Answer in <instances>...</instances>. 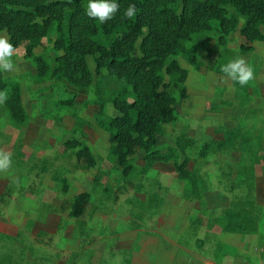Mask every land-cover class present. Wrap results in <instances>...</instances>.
<instances>
[{"label":"rangeland","instance_id":"1","mask_svg":"<svg viewBox=\"0 0 264 264\" xmlns=\"http://www.w3.org/2000/svg\"><path fill=\"white\" fill-rule=\"evenodd\" d=\"M242 21L224 42L214 26L193 33L185 44L198 64L182 51L166 59H175L185 76L181 81L178 72L163 71L176 118L162 123L157 147H173L178 161L186 157L195 185L189 193L171 159L148 165L136 148L125 173L110 153L101 122L119 113L112 100L124 79L96 70L94 54L86 55L91 81L85 86L52 74L60 53L53 28L33 49L47 63L43 74L23 43L15 47V68L2 73L19 82L26 118L17 125L0 104V150L12 154L11 166L0 170V264H199L201 251L213 264H233L235 242L253 258L264 251V236L250 235L264 201V37L247 40ZM260 28L264 34V22ZM0 35L9 38L6 28ZM237 57L254 72L244 86L221 72ZM226 128H236L232 143L202 154V143L223 138ZM69 139L86 144L95 163L78 156ZM83 190L90 196L75 216L73 196ZM230 209L236 215L229 220Z\"/></svg>","mask_w":264,"mask_h":264},{"label":"trees","instance_id":"2","mask_svg":"<svg viewBox=\"0 0 264 264\" xmlns=\"http://www.w3.org/2000/svg\"><path fill=\"white\" fill-rule=\"evenodd\" d=\"M116 2L119 11L115 17L100 23L86 14L88 0H0V29L8 30V39L14 47L23 43L24 53L31 56L40 74L46 70L47 63L33 49L53 28V46L60 53L55 56L52 74L65 77L75 85L85 86L91 81L86 55L94 54L96 70L104 68L124 79L123 88L112 100L119 113L101 122L112 143L110 153L122 165L125 173L132 167L129 154L136 148L143 149V158L148 165L157 160L171 159L176 175L186 181L187 193L195 192V185L191 184L194 183L192 173L186 167V157L178 161L173 147H170V151L157 147V133L162 123L176 118L175 97L167 89L163 71L171 75L178 72L177 78L181 81L185 76V69L175 59L169 63H166V59L175 51H182L191 63L198 64L193 49L185 44L186 40L193 33L214 26L219 31V39L224 42L225 35L237 26L239 17H243L239 31L247 40L263 38L260 26L264 22V0ZM130 4L136 6L137 13L128 19L123 13ZM101 36L106 38V43L101 41ZM251 46L247 44L244 47ZM0 92L8 96L4 106L11 120L17 125L24 123L26 113L19 82L6 79L0 71ZM180 94H186L183 85ZM235 129L226 128L223 138L202 143V154L213 145L221 147L232 143L234 131L237 133ZM66 144L79 146L76 149L78 156H84L89 165L95 163L86 144L77 139H69ZM89 196L86 190L74 194L71 206L73 215L82 213ZM235 215L236 212L230 209L228 219ZM244 218L247 215L241 214L240 219ZM229 220L228 224L232 225ZM241 228L245 229L243 226ZM254 229L256 227L251 231Z\"/></svg>","mask_w":264,"mask_h":264},{"label":"clouds","instance_id":"3","mask_svg":"<svg viewBox=\"0 0 264 264\" xmlns=\"http://www.w3.org/2000/svg\"><path fill=\"white\" fill-rule=\"evenodd\" d=\"M119 11V4L116 0H88L86 14L90 18L98 20L100 23H106L113 19ZM137 13L134 4L128 5L124 10V17L131 19ZM17 55V50L13 43L3 35H0V71L12 72L15 68L13 57ZM221 72L232 81L241 86L248 84L254 78V72L251 66L247 65L243 57H237L222 65ZM8 99L5 92H0V104ZM12 163V154L0 150V170L8 169Z\"/></svg>","mask_w":264,"mask_h":264},{"label":"crops","instance_id":"4","mask_svg":"<svg viewBox=\"0 0 264 264\" xmlns=\"http://www.w3.org/2000/svg\"><path fill=\"white\" fill-rule=\"evenodd\" d=\"M256 234L257 236H264V201L261 204V209H260V214H259V219H258V223L256 226V229L254 230L253 234L250 235H254ZM247 235V234H246ZM235 246V254L233 257V264H238V260L239 263L241 262V258L245 259V262H243L242 264H248L250 262V264L252 263H256L257 260L262 261V259L264 258V251H260L259 256L257 255V257L255 256L253 258V252L251 251L250 248H248L247 246L244 247L241 251L239 248L240 246L235 242L233 244ZM163 252H166V250L164 249ZM165 257V255H164ZM246 257V258H245ZM180 259V256H179ZM177 259V260H179ZM264 260V259H263ZM151 263V261H150ZM170 263L167 260H164L163 264H168ZM216 263L215 260L212 257L206 256L205 254H202V251L199 252V264H213ZM155 264H160V262H155Z\"/></svg>","mask_w":264,"mask_h":264}]
</instances>
